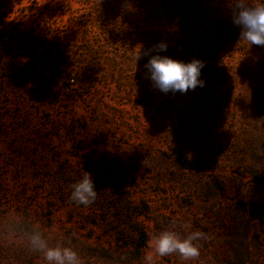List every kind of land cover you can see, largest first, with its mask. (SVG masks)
Here are the masks:
<instances>
[{
	"label": "rangeland",
	"instance_id": "374dc122",
	"mask_svg": "<svg viewBox=\"0 0 264 264\" xmlns=\"http://www.w3.org/2000/svg\"><path fill=\"white\" fill-rule=\"evenodd\" d=\"M239 39L228 0H0V264H47L32 225L84 264L197 230L198 260L158 264H264V46ZM154 55L205 86L162 92Z\"/></svg>",
	"mask_w": 264,
	"mask_h": 264
},
{
	"label": "clouds",
	"instance_id": "9594fccd",
	"mask_svg": "<svg viewBox=\"0 0 264 264\" xmlns=\"http://www.w3.org/2000/svg\"><path fill=\"white\" fill-rule=\"evenodd\" d=\"M228 4L232 23L240 29L239 40L247 42L250 46H264V0L258 3H250L249 0H228ZM153 50L166 51L167 44L161 42L154 46ZM142 54L149 53L140 49L137 60ZM145 67L150 73L154 87L164 93L169 91L186 93L198 86H205V82L200 79L201 69L205 67V63L198 59L184 63L167 56L154 55ZM71 187L70 198L79 205H91L97 198L94 182L90 173L86 171ZM206 238V235L198 230L190 232L183 239L175 231H163L147 241L143 264H158L161 258L172 254H178L183 261L198 260L200 257L198 242ZM23 241L32 251L42 253L47 264H84L82 258L72 248L50 247L38 226L32 225L26 229Z\"/></svg>",
	"mask_w": 264,
	"mask_h": 264
}]
</instances>
